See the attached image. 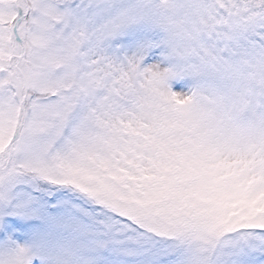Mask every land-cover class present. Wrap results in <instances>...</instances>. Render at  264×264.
I'll list each match as a JSON object with an SVG mask.
<instances>
[{"label": "snow or ice", "instance_id": "snow-or-ice-1", "mask_svg": "<svg viewBox=\"0 0 264 264\" xmlns=\"http://www.w3.org/2000/svg\"><path fill=\"white\" fill-rule=\"evenodd\" d=\"M0 264H264V0H0Z\"/></svg>", "mask_w": 264, "mask_h": 264}]
</instances>
